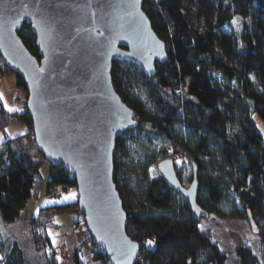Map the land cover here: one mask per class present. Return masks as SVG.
<instances>
[{
    "label": "trees",
    "instance_id": "obj_1",
    "mask_svg": "<svg viewBox=\"0 0 264 264\" xmlns=\"http://www.w3.org/2000/svg\"><path fill=\"white\" fill-rule=\"evenodd\" d=\"M143 10L166 44L167 60L155 64L151 77L128 61L114 60L111 68L115 90L139 122L116 138L113 156L126 232L139 244L134 264L228 260L211 233L201 229L202 218L192 213L189 202L160 175L150 177V166L166 158L173 160L184 187L192 181V163L196 165L197 202L208 216L240 219L251 212L259 228L260 254L247 245L234 246L233 252L239 264H264V136L255 120L257 116L264 123V0H143ZM235 16L243 17L240 32L227 28ZM18 35L39 59L29 25L24 23ZM5 72L14 74L15 85L26 91L22 78L0 57V74ZM15 119L28 130L0 140V215L7 222L37 196L40 167L48 163L35 143L26 104L9 112L0 102V134ZM129 137L136 158L127 154ZM48 165L46 190L57 186L76 192L66 168ZM67 212L76 218L82 214L77 193L73 199L41 205L30 219L34 247L48 251L45 264H58L49 228L56 215ZM76 224L85 226L83 219ZM89 239L93 259L111 264ZM150 239L155 241L151 246L145 243ZM72 256L74 264H92L81 262L76 251ZM0 264H27L17 242L0 237Z\"/></svg>",
    "mask_w": 264,
    "mask_h": 264
},
{
    "label": "water",
    "instance_id": "obj_2",
    "mask_svg": "<svg viewBox=\"0 0 264 264\" xmlns=\"http://www.w3.org/2000/svg\"><path fill=\"white\" fill-rule=\"evenodd\" d=\"M24 23L35 36L39 59L18 35ZM0 57L24 82L38 149L48 163H60L73 175L92 240L111 264H134L139 244L126 232L113 156L116 138L139 122L115 90L111 68L114 60L128 61L151 77L155 64L167 60L166 44L152 28L143 0H39V5L37 0H0ZM174 167L170 158L157 165L192 213L207 217L197 202L196 165L188 187L181 185ZM246 213L252 232L258 233L251 212ZM128 243L137 245L130 256Z\"/></svg>",
    "mask_w": 264,
    "mask_h": 264
},
{
    "label": "rangeland",
    "instance_id": "obj_3",
    "mask_svg": "<svg viewBox=\"0 0 264 264\" xmlns=\"http://www.w3.org/2000/svg\"><path fill=\"white\" fill-rule=\"evenodd\" d=\"M227 28L232 31L240 32L243 28V17L235 16ZM19 92L27 93L22 87L15 85L14 74L9 72L0 74V95L3 97V99H0V102L2 104L5 105V103H7L10 108L19 109L20 111L22 107L18 106L19 102H16L15 100V97L18 96ZM255 120L258 128L264 136V123L257 116L255 117ZM26 130L25 124L20 120L15 119L5 128V133L0 134V138L4 139L5 137H12L19 133H23ZM131 133L132 135H135L137 134V131H132ZM132 137H129L128 140L129 145L127 147V154L131 158H136L137 150L135 144L131 140ZM116 155L120 157L121 161L126 160L125 155L118 153ZM149 175L150 177H156L159 175L157 164H152L150 166ZM40 180L41 182L37 196L28 199V207L18 218L7 222L4 221L0 215V237L6 240L7 243L17 242L23 250L27 264H45L48 259L47 249H36L34 247L30 220L31 217L37 213L38 208L41 205L52 202L48 196L52 187H50L49 190H46L49 180L48 163H44L40 167ZM70 190L71 194L77 193L74 189ZM68 191H63L64 197H67ZM69 198L72 199V196ZM63 200L67 199L64 198ZM76 217L77 215L75 216L69 212L60 213L56 215L54 225L49 228V231L52 234L51 242L56 249V258L58 246L64 245L68 252L58 260V264H74L72 253L75 251L81 262L89 261L92 264H100L98 260H94L92 257L91 249L94 246L89 237L85 234V230H87L86 226L77 225L76 222L79 220ZM72 222L76 224L77 230L73 228ZM200 225L201 229L208 230L211 233L212 239L219 245L220 250L227 254L228 260L225 264H239L238 256L233 252L234 246L247 245L253 250V252L258 255L260 254V237L257 233L252 232L247 218L222 219L215 214H211L208 217H203L200 220ZM66 237L70 238L69 242H67Z\"/></svg>",
    "mask_w": 264,
    "mask_h": 264
},
{
    "label": "built area",
    "instance_id": "obj_4",
    "mask_svg": "<svg viewBox=\"0 0 264 264\" xmlns=\"http://www.w3.org/2000/svg\"><path fill=\"white\" fill-rule=\"evenodd\" d=\"M27 96H28V94L26 92H24V93L19 92L18 96L15 97L16 102H19L18 106H20L22 108L24 107V105L26 104ZM48 196L52 201H63V199L65 198L63 195V191L57 186H53L50 189ZM81 219H83V214L79 215V217H78V220H81ZM73 222H72V224H73L72 226L75 230H77V226ZM85 234L88 237H90V233L87 230H85ZM67 253H68L67 249L65 248L64 245L57 247V256H59L60 258H62Z\"/></svg>",
    "mask_w": 264,
    "mask_h": 264
},
{
    "label": "snow or ice",
    "instance_id": "obj_5",
    "mask_svg": "<svg viewBox=\"0 0 264 264\" xmlns=\"http://www.w3.org/2000/svg\"><path fill=\"white\" fill-rule=\"evenodd\" d=\"M37 5H39V0H37ZM24 14H25V15H28L29 13H28L27 10H25ZM44 22H45V21H43V19H42V23H44ZM130 55H131V54H130ZM0 99H3L2 95H0ZM4 107H5L9 112L19 111V109H12V108H10V107L7 105V103H5ZM128 123H129V124H132V123H135V122L129 120ZM119 127H123V125H119ZM0 139H2V138H0ZM178 162H179V161H178ZM70 195L73 196V197L75 196L74 193H72V194H70ZM68 198H69V197H65V199H68ZM54 243H55V241H54ZM145 243H146L147 245L151 246V245H153V244L155 243V241L150 239V240L145 241ZM136 247H137L136 244L128 243V251H127L126 254L129 255V256L132 255V254L134 253V250L136 249ZM57 259L59 260L60 257L57 256Z\"/></svg>",
    "mask_w": 264,
    "mask_h": 264
},
{
    "label": "crops",
    "instance_id": "obj_6",
    "mask_svg": "<svg viewBox=\"0 0 264 264\" xmlns=\"http://www.w3.org/2000/svg\"><path fill=\"white\" fill-rule=\"evenodd\" d=\"M4 105V104H3ZM25 124V123H24ZM25 126H26V129L28 130V126L25 124ZM48 168H49V165H48ZM71 190L70 191H68L67 192V197H71ZM75 197V196H74ZM73 196H72V199L74 198ZM47 199V198H46ZM69 199H71V198H69ZM28 207V201H27V203H26V206H25V208L22 210V212L20 213V215L23 213V211L26 209ZM19 215V216H20ZM67 238V242H69L70 241V238L69 237H66Z\"/></svg>",
    "mask_w": 264,
    "mask_h": 264
}]
</instances>
